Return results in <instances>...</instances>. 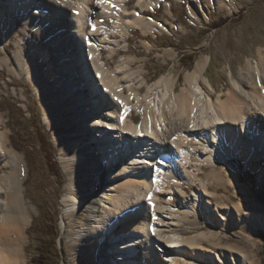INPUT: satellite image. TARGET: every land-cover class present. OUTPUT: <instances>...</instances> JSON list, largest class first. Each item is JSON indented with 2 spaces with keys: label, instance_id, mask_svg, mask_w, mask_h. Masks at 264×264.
<instances>
[{
  "label": "bare ground",
  "instance_id": "bare-ground-1",
  "mask_svg": "<svg viewBox=\"0 0 264 264\" xmlns=\"http://www.w3.org/2000/svg\"><path fill=\"white\" fill-rule=\"evenodd\" d=\"M190 1L200 13L191 8L194 22L239 6ZM159 4L174 17L168 0H0V94L27 100L13 81L22 78L37 93L67 176L61 229L70 231L69 219L89 211L72 233L78 264H259L254 232L264 231V206L255 198L244 203L250 188L234 162L258 170L256 184L264 187V47L237 75L225 65L226 90L215 92L205 75L209 54L185 73L179 91L177 74L147 84L144 69L131 68L135 57L122 52L130 27L169 31L145 14ZM162 55L173 59L175 51ZM1 125L0 264H28L27 229L40 211L25 197L28 161L11 144L2 112ZM234 184L244 194L237 202L235 191L226 193ZM235 231L246 234L248 252L224 243Z\"/></svg>",
  "mask_w": 264,
  "mask_h": 264
},
{
  "label": "rangeland",
  "instance_id": "rangeland-1",
  "mask_svg": "<svg viewBox=\"0 0 264 264\" xmlns=\"http://www.w3.org/2000/svg\"><path fill=\"white\" fill-rule=\"evenodd\" d=\"M168 1L172 4L174 17L169 16L161 4L155 8L147 9L145 14L148 18L166 23L165 26L169 31L161 33L154 30L151 34L142 33L139 28L130 27V35L126 37L128 47L122 52L125 57H135L136 61L132 62L131 68L135 70L141 66L144 69L143 77L147 84H152L164 74H177L175 89L179 91L180 87L184 85L185 73L194 68L195 63L202 55L209 54L211 58L205 75L214 86L215 92L226 90L228 79L224 71L225 65L230 62L233 74L237 75L238 70L245 64V60L248 58L254 62L257 57V48L264 47V0H251L250 3L249 0H237L239 6L236 11L228 13L225 10L213 9L206 21L200 18L199 22L190 20L189 11L191 8L200 16L194 2L187 0L179 4L176 0ZM204 4L202 2V9L205 12ZM219 18H224L226 21L217 26L215 22ZM108 21L110 25V20L108 19ZM149 44L152 46L147 49L146 45ZM171 49L175 51L173 59L162 55L165 50ZM106 55L107 51L104 50L103 56ZM120 56V54H116L113 60H109L112 67L120 59ZM5 77V72L0 71V78L5 79ZM13 81L14 85L24 89L27 100L21 101L0 94V112L5 115V124L10 130L11 144L15 149L26 154L29 173L25 179V197L40 211L27 229L30 238L26 246L28 264H32V257L37 256V247L41 245V241L49 242L55 231L58 233L55 261H58V264H78L81 259L76 244L72 242V239L76 237L72 233L82 222H88L89 211L83 209L69 219L70 231L61 229L59 208L67 176L59 162L52 134L44 122L40 100L33 85L23 78L21 81ZM141 92H146L145 86L141 87ZM213 97L215 99L216 93ZM82 109L83 107H80L78 111ZM141 112V110L138 113L133 112V120L136 123L141 122ZM234 164L238 165L241 173L240 183L243 182L250 188L248 193L251 198L244 203L251 204L252 199L255 198L256 202L264 206V187H259L256 184L258 170H244L243 162L240 159H236ZM260 167H264V161L261 162ZM205 169L208 170V168ZM5 171L6 168L0 167V174ZM183 187L187 194L192 192L191 187L187 184H184ZM219 192L223 191L220 189ZM233 192L236 194L233 197L234 201L237 202V200H241L240 198L244 199V194L239 191L237 184L230 187V192L226 193L231 195ZM173 204H176V200ZM201 225L203 228L208 226L202 219ZM245 236L246 234L235 231L234 234L226 237L224 243L236 244L248 252V242L245 240ZM254 236L257 241L259 264H264V231L258 229L257 232H254Z\"/></svg>",
  "mask_w": 264,
  "mask_h": 264
},
{
  "label": "trees",
  "instance_id": "trees-1",
  "mask_svg": "<svg viewBox=\"0 0 264 264\" xmlns=\"http://www.w3.org/2000/svg\"><path fill=\"white\" fill-rule=\"evenodd\" d=\"M225 21L226 19L219 18L215 24L219 26ZM57 236L58 233L55 231L49 242L44 243L41 241V245L37 247V256L32 257V264H58V261H55L57 256Z\"/></svg>",
  "mask_w": 264,
  "mask_h": 264
}]
</instances>
